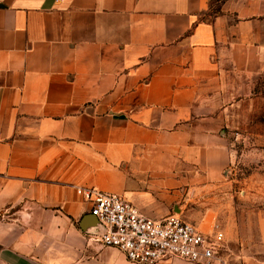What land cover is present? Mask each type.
<instances>
[{"label": "crops", "instance_id": "0c3cea01", "mask_svg": "<svg viewBox=\"0 0 264 264\" xmlns=\"http://www.w3.org/2000/svg\"><path fill=\"white\" fill-rule=\"evenodd\" d=\"M258 62L264 0H0V264H144L77 188L197 220Z\"/></svg>", "mask_w": 264, "mask_h": 264}, {"label": "rangeland", "instance_id": "374dc122", "mask_svg": "<svg viewBox=\"0 0 264 264\" xmlns=\"http://www.w3.org/2000/svg\"><path fill=\"white\" fill-rule=\"evenodd\" d=\"M250 93L228 107L224 127L230 161L221 181L210 185L207 206L191 209V220L209 231L224 232L217 263H239L246 255L264 260V62L249 80Z\"/></svg>", "mask_w": 264, "mask_h": 264}, {"label": "built area", "instance_id": "2783aa9c", "mask_svg": "<svg viewBox=\"0 0 264 264\" xmlns=\"http://www.w3.org/2000/svg\"><path fill=\"white\" fill-rule=\"evenodd\" d=\"M77 192L89 203V213L95 217L96 240L120 250L130 261L154 264L179 257L209 263L220 258L224 232L216 222L204 231L176 213L159 218L147 215L117 193L96 187H78Z\"/></svg>", "mask_w": 264, "mask_h": 264}]
</instances>
